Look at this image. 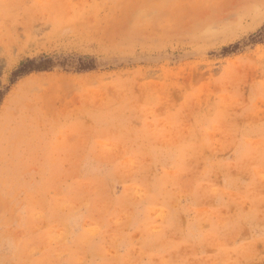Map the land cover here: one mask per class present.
<instances>
[{"label":"rangeland","instance_id":"rangeland-1","mask_svg":"<svg viewBox=\"0 0 264 264\" xmlns=\"http://www.w3.org/2000/svg\"><path fill=\"white\" fill-rule=\"evenodd\" d=\"M263 25L264 0H0V264H264Z\"/></svg>","mask_w":264,"mask_h":264},{"label":"trees","instance_id":"trees-1","mask_svg":"<svg viewBox=\"0 0 264 264\" xmlns=\"http://www.w3.org/2000/svg\"><path fill=\"white\" fill-rule=\"evenodd\" d=\"M252 41L253 42L264 41V25L258 30V33L254 35ZM235 46L236 45H234L233 47ZM224 50H227V48H224ZM47 67H48L47 65L46 66H33V67H27V68H25L24 66H20V69L17 71V75H22L31 70H43V69H46Z\"/></svg>","mask_w":264,"mask_h":264},{"label":"bare ground","instance_id":"bare-ground-1","mask_svg":"<svg viewBox=\"0 0 264 264\" xmlns=\"http://www.w3.org/2000/svg\"><path fill=\"white\" fill-rule=\"evenodd\" d=\"M17 260V259H16Z\"/></svg>","mask_w":264,"mask_h":264}]
</instances>
